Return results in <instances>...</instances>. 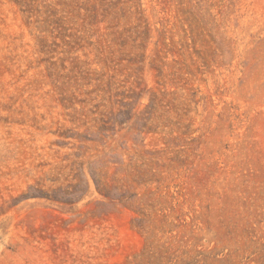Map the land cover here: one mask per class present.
I'll use <instances>...</instances> for the list:
<instances>
[{"label": "rangeland", "instance_id": "rangeland-1", "mask_svg": "<svg viewBox=\"0 0 264 264\" xmlns=\"http://www.w3.org/2000/svg\"><path fill=\"white\" fill-rule=\"evenodd\" d=\"M0 264H264V0H0Z\"/></svg>", "mask_w": 264, "mask_h": 264}]
</instances>
